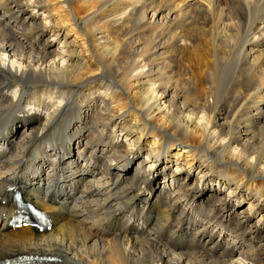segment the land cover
Returning a JSON list of instances; mask_svg holds the SVG:
<instances>
[{"label":"bare ground","instance_id":"1","mask_svg":"<svg viewBox=\"0 0 264 264\" xmlns=\"http://www.w3.org/2000/svg\"><path fill=\"white\" fill-rule=\"evenodd\" d=\"M2 146V212L14 187L51 228L0 217V259L264 264V0H0Z\"/></svg>","mask_w":264,"mask_h":264},{"label":"rangeland","instance_id":"2","mask_svg":"<svg viewBox=\"0 0 264 264\" xmlns=\"http://www.w3.org/2000/svg\"><path fill=\"white\" fill-rule=\"evenodd\" d=\"M24 14H26V13H24ZM24 14H23V16L19 19V20H24L23 19V17H24ZM34 15H37V17L38 18H42L44 15L43 14H41V13H38V14H34ZM43 15V16H42ZM45 17V16H44ZM27 21H29V17H28V20ZM18 23V22H17ZM71 39H73V37H69L68 38V40L67 41H70ZM60 41H58V45H60L59 43L60 42H62V37H61V39H59ZM56 41H57V39H56ZM27 110V109H26ZM22 130H23V125L21 124L19 127H18V129H17V135H19L20 136V134H23L24 132H22ZM76 141V140H75ZM70 156H71V153H70ZM71 157H73V156H71ZM131 158V157H130ZM167 158H169L170 160H173L174 158L173 157H169V156H167ZM140 159H146V154L145 153H143L141 156H140ZM182 159V157H180V160ZM175 168V165H173V164H170V166L168 167V169H166V171L165 172H161L160 171V173H159V171H158V173H156V174H154L151 178H150V185H151V187H155L156 186V190H157V192L156 193H158L159 192V190H161L162 188H163V186H170L171 188H173V182H172V180L171 179H166V180H164L163 181V178H165V174H168V176L171 174V173H173L174 172V169ZM43 169H44V167H43ZM183 169H185V167H183ZM46 171L47 170H42L40 173H44V175L45 174H47L46 173ZM131 169H128L127 170V172H126V175H129L130 173H131ZM38 172V171H37ZM191 175H190V181H189V183L190 184H192L193 182H195L196 180L197 181H201L200 182V193H201V190L203 189V192H204V186H203V182L205 181V178H201V174H198V173H196V171H191V173H190ZM197 174V175H196ZM162 175V176H161ZM176 175H177V173H176ZM39 176L40 177H44V176H41V174H39ZM168 176H166V177H168ZM182 177H183V174L181 175ZM201 179V180H200ZM207 180H209V175H208V177L206 178ZM163 181V183H159V182H162ZM196 181V182H197ZM246 180H243L242 181V187L240 188V189H242V191H245V192H242V194L244 195V196H246V194L248 195V192H246ZM149 184V183H148ZM147 184V185H148ZM254 185H255V183H253ZM250 187V186H249ZM207 188V187H206ZM219 188V187H218ZM252 189H253V187H252ZM228 192L229 191H226L225 189H223V190H220V194H222V197H224V199H227L226 200V202L227 203H232L233 204V197L231 196V197H229V198H226V197H228ZM148 191H144V192H142L141 193V198H140V201H145V199H150V197L148 196ZM204 197V193L201 195H199L198 194V196H197V199H198V201H202V198ZM144 199V200H143ZM250 200H253L252 201V203H255L254 201H255V199L254 198H251ZM242 201V202H241ZM181 203H183L184 204V207L183 208H188L189 207V202L185 199V198H182L181 199ZM247 204V201L245 200H240V204L238 205H236V203H234V205H231V207L232 208H234L235 210H236V212H241V211H244L245 209H244V207H245V205ZM191 205V204H190ZM258 209H256V210H254V211H252L249 215H250V218H249V221H251L252 223H255L257 220H259L260 219V216L262 215V213H264V199L262 198V199H260L259 200V203H258ZM264 222V219L263 220H261V223H259V225L258 226H261V228L264 230V225H262V223ZM229 235H227L226 237H221L220 238V240H222V241H224V242H228V239H229ZM207 238V237H206ZM206 238H204V239H206ZM211 243H214V241H213V238H212V240H211ZM233 244H235V245H238V246H241V247H246L245 246V244H244V242L242 241V240H238L237 242H232Z\"/></svg>","mask_w":264,"mask_h":264}]
</instances>
